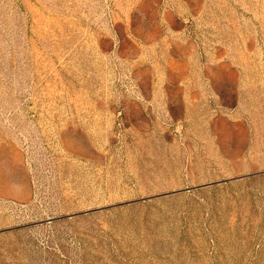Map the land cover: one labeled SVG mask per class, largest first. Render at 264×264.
<instances>
[{
    "label": "rangeland",
    "instance_id": "374dc122",
    "mask_svg": "<svg viewBox=\"0 0 264 264\" xmlns=\"http://www.w3.org/2000/svg\"><path fill=\"white\" fill-rule=\"evenodd\" d=\"M0 264H264V0H0Z\"/></svg>",
    "mask_w": 264,
    "mask_h": 264
}]
</instances>
